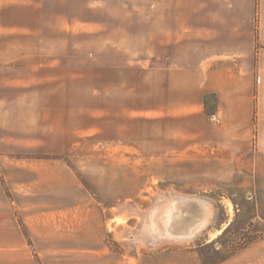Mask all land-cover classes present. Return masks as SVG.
<instances>
[{"label":"crops","instance_id":"obj_1","mask_svg":"<svg viewBox=\"0 0 264 264\" xmlns=\"http://www.w3.org/2000/svg\"><path fill=\"white\" fill-rule=\"evenodd\" d=\"M97 71L116 133L105 144L136 136L139 122L157 158L183 149L223 166L264 152V0H0V264L49 238L39 226L59 230L64 201L48 199V169L90 158L75 144L93 149L101 127L94 103L49 104V85ZM223 264H264V252Z\"/></svg>","mask_w":264,"mask_h":264},{"label":"rangeland","instance_id":"obj_2","mask_svg":"<svg viewBox=\"0 0 264 264\" xmlns=\"http://www.w3.org/2000/svg\"><path fill=\"white\" fill-rule=\"evenodd\" d=\"M100 74L84 80L63 74L57 88L49 85V104L94 103L101 134L93 149L75 144L90 158L71 155L48 169L44 187L48 199L64 201L63 221L58 231L39 226L49 238L33 239L34 247L26 241L16 264H223L252 246L264 252V152L252 148L223 166H198L183 149L157 158L151 125L139 122L136 136L105 144L104 131L115 128L103 118L111 97ZM20 219L17 211L21 226Z\"/></svg>","mask_w":264,"mask_h":264},{"label":"bare ground","instance_id":"obj_3","mask_svg":"<svg viewBox=\"0 0 264 264\" xmlns=\"http://www.w3.org/2000/svg\"><path fill=\"white\" fill-rule=\"evenodd\" d=\"M182 204H183V202H182ZM201 207H202V206H201ZM202 208H203V207H202ZM202 208H201V209H202ZM202 215H203V214H202ZM181 223H182V222H181ZM182 224H183V223H182ZM192 226H193V225H192ZM182 228H183V227H182ZM183 229H184V228H183ZM179 234H180V232H179ZM181 234H183V233H181ZM181 234H180V235H181Z\"/></svg>","mask_w":264,"mask_h":264}]
</instances>
